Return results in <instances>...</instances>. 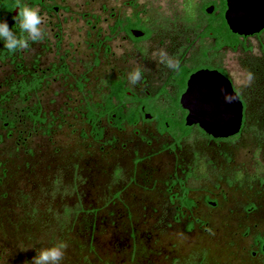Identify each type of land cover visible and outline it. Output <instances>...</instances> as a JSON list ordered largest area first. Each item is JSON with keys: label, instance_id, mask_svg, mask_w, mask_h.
I'll return each instance as SVG.
<instances>
[{"label": "rangeland", "instance_id": "rangeland-1", "mask_svg": "<svg viewBox=\"0 0 264 264\" xmlns=\"http://www.w3.org/2000/svg\"><path fill=\"white\" fill-rule=\"evenodd\" d=\"M124 1L54 0L62 7L57 13L35 6L44 38L18 61L30 67L39 58L45 69L64 58L70 75L52 74L40 91L14 95L4 107L14 127L7 138L0 125V264H30V248L60 241L68 245L63 264H264L256 242L264 238L261 48L252 41L248 49H227L220 61L246 103L237 139L215 142L195 127L172 150L166 148L172 138L153 122L118 130L105 121L103 137L95 139L85 112L103 99L106 81L124 77L137 93L153 92L173 55L167 45L141 53L90 45L94 37L83 13ZM138 1L160 16L166 36L189 33L176 14L180 0ZM198 52L196 43L189 53ZM136 68L142 79L132 85L129 74ZM13 78H19L14 64ZM31 110H39L44 122L29 119ZM178 179L190 190L192 209L180 208L172 196L180 193ZM250 204L256 208L247 213Z\"/></svg>", "mask_w": 264, "mask_h": 264}, {"label": "flooded vegetation", "instance_id": "flooded-vegetation-1", "mask_svg": "<svg viewBox=\"0 0 264 264\" xmlns=\"http://www.w3.org/2000/svg\"><path fill=\"white\" fill-rule=\"evenodd\" d=\"M53 1L39 0L35 6L40 5L45 7L47 12L57 13L62 7L52 4ZM197 1H200V4ZM46 2L48 5H46ZM179 3L181 8L176 14L180 16V20L184 23L183 26L189 31L183 39H181L179 34L174 37L166 36L168 29L166 24L162 23L160 16L156 14V16L154 15L155 17H152L147 12L144 3H140L138 0L124 1L120 7L106 5V7H101V12L83 13V16L89 17L85 23L88 26L89 36L94 37L90 41L92 47H103L107 49L108 53L112 52L113 46L134 48L140 53L142 52L141 49L151 45H167L174 49L170 58L171 62L169 63L171 66L165 71L160 85L153 92L146 89L142 94L137 93L127 86L124 77L109 78L106 81L108 91L103 99L100 102L88 104L86 107L85 116L91 128V133L93 123L88 121L89 112L93 110L95 115H97L101 109H98L95 105L97 103L104 104L106 98L114 91L113 83L120 82L123 84V88L126 89L125 96L122 101L113 98V103L119 104L126 115L131 113L133 121L121 120L122 126L120 128L118 126L120 122L115 120L116 114L112 118L104 114L100 116V120L97 122V126L103 129V134L102 121L118 130H123L126 126H137L142 122H153L156 124L160 134H167L172 138V143L166 146V148L172 150L180 147L181 141L187 136H182L179 142L176 140L177 137H180V131L177 129L182 125L190 127L191 131L195 127L198 128L204 135L215 142L233 140L240 136L245 126L246 103L220 61L224 59L227 49L231 51L248 49L252 41H255L264 54V28L257 33L249 35L233 33L225 18L227 10L226 0H180ZM18 11L19 8H16L13 12V0H0V20H7L9 27H14L17 32H19V29L15 23L13 24V14L18 20ZM102 22H105L106 25L102 26L100 24ZM196 43L198 44L199 52L194 56L189 52ZM32 44L33 42H29L27 49L10 53L0 43V74L3 73V76L0 75V125L3 130H6L5 135L7 138L12 137L14 124L13 117L9 116L4 108L6 103L14 95L20 96V94H24L28 97L40 91L52 74L70 75L69 66L64 58L59 65H52V68L46 67L42 69L39 66V58L30 67H25L24 63L18 60L22 58V53L25 50H29L32 47ZM233 45H235V49H233ZM13 64L15 65L16 74L19 75L17 79L13 78ZM200 69L217 70L231 80L234 90L243 103V123L238 134L227 138H214L201 130L196 124L186 125L187 111L180 104V96L186 90L190 75ZM80 81L76 82L78 89H82ZM29 113L36 112L31 110L27 114V117L33 120ZM161 127L167 128V130L161 132ZM0 141H2V135H0ZM186 176H188V173ZM184 186L189 190L186 185ZM181 190L180 184V193L172 195L174 200H178V202ZM188 197H190L189 192ZM208 202L216 204L213 201L208 200ZM179 207L181 208L180 202ZM255 208L254 204H250L245 207V210L247 213H251ZM256 242L259 253L264 255V238L257 237Z\"/></svg>", "mask_w": 264, "mask_h": 264}, {"label": "water", "instance_id": "water-1", "mask_svg": "<svg viewBox=\"0 0 264 264\" xmlns=\"http://www.w3.org/2000/svg\"><path fill=\"white\" fill-rule=\"evenodd\" d=\"M226 1L225 18L233 33L249 35L264 28V0ZM225 93L234 102L226 103ZM180 104L187 111L186 125L196 124L214 138L234 136L242 127L240 96L231 80L217 70L200 69L191 74Z\"/></svg>", "mask_w": 264, "mask_h": 264}, {"label": "clouds", "instance_id": "clouds-1", "mask_svg": "<svg viewBox=\"0 0 264 264\" xmlns=\"http://www.w3.org/2000/svg\"><path fill=\"white\" fill-rule=\"evenodd\" d=\"M17 16L18 20H15V25L18 26L19 32L15 31L14 27L10 28L7 20H0V43L10 53L27 49L29 42H37L44 38V30L41 27L43 17L38 8L22 5L19 7ZM141 79L142 70L140 68H136L129 74L132 85L138 84ZM225 102H234L227 93H225ZM67 247L66 242L60 241L39 250L30 248L35 251V255L29 260L30 264H63ZM30 249H23V251L27 252Z\"/></svg>", "mask_w": 264, "mask_h": 264}, {"label": "trees", "instance_id": "trees-1", "mask_svg": "<svg viewBox=\"0 0 264 264\" xmlns=\"http://www.w3.org/2000/svg\"><path fill=\"white\" fill-rule=\"evenodd\" d=\"M39 2V0H13V12L16 8H19L22 5H29V6H35L37 3ZM16 18L14 17L13 14V24L15 23ZM235 45H233V49H235ZM113 93L111 95H109L104 104L101 103H97L95 106L98 109H101L97 115H95V113L93 112V110H91L88 114V121L93 123V129H92V134L94 136L95 139H101L103 137V129L99 126H97V122L100 120V116L107 114L110 118H112V116L114 114H116V119L117 121H123V120H129V122H132V115L131 113L129 115H126V113H124L123 109L120 107L119 104H114L113 103V98H117L118 100L122 101V99L125 96V91L126 89L123 88V84L120 82H114L113 83ZM20 97L25 98L26 96L24 94H20ZM92 109V108H91ZM39 110L36 111V113H29V116L35 120V121H40L43 122V118L40 117L39 115ZM119 127L121 128V122L118 123ZM167 128L161 127L160 131L164 132L166 131ZM180 131V137H177V142H179L180 138L182 136L188 135L191 131L190 127H186L184 125L178 127V129ZM179 182L181 184V194L179 195V202L181 204V208H187V209H192L195 206V201L188 197V192L189 190L187 188H185L184 186V182L181 180H176L174 183ZM188 229H192V223L189 224Z\"/></svg>", "mask_w": 264, "mask_h": 264}]
</instances>
